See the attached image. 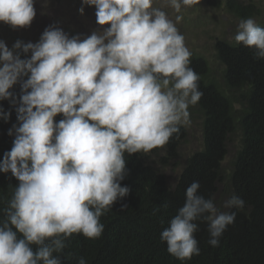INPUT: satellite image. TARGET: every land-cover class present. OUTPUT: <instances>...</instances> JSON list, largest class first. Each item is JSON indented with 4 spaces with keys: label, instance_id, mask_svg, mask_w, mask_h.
Instances as JSON below:
<instances>
[{
    "label": "clouds",
    "instance_id": "clouds-1",
    "mask_svg": "<svg viewBox=\"0 0 264 264\" xmlns=\"http://www.w3.org/2000/svg\"><path fill=\"white\" fill-rule=\"evenodd\" d=\"M198 2L168 0L177 12ZM83 6H95L97 23L110 27L81 39L49 25L38 42L17 40L11 50L0 40V100L15 105L9 89L27 77L15 109L19 126L8 132H15L13 147L0 162V172L19 181L0 220V264H62L54 253L66 238L100 237L99 218L129 192L120 183L125 153L166 144L203 95L184 36L153 0H82L81 15ZM35 16L34 0H0V21L14 30ZM234 40L264 58V28L254 19L239 22ZM15 50L31 56L21 59ZM59 114L64 118L54 122ZM0 116L7 121L10 113ZM199 188L198 181L186 188L185 203L161 232L167 251L182 261L200 254L196 221L208 223V243L218 247L236 218ZM244 204L233 194L224 207Z\"/></svg>",
    "mask_w": 264,
    "mask_h": 264
},
{
    "label": "trees",
    "instance_id": "trees-1",
    "mask_svg": "<svg viewBox=\"0 0 264 264\" xmlns=\"http://www.w3.org/2000/svg\"><path fill=\"white\" fill-rule=\"evenodd\" d=\"M227 9L240 18L258 12L253 4L242 5L236 0H227ZM258 26L264 28L263 24ZM214 49L222 65L221 81L211 76L209 63L202 55L192 53L189 63L199 75L198 89L203 93L196 103L202 115L201 149L187 158L173 187L167 185L160 171L145 162L143 152L125 153L127 175L120 183L128 187V194L118 198L99 218L104 225L100 237L74 233L64 240L66 247L54 253L62 264H78L81 257L87 264H264V58L234 38L217 39ZM18 52L21 59L28 58L22 50ZM25 79L21 77L9 89L15 105L10 99L0 100V110L10 113L7 121L0 116V162L13 147L15 132L11 136L8 132L13 125L19 126L15 109ZM63 118L59 114L54 122ZM179 127V133L163 145L169 156L175 155L176 144L184 135L183 126ZM234 134L238 143L230 169L223 175L221 163ZM224 178L229 198L235 194L245 204L242 209L225 211L236 212V218L219 238V246L208 243V223L196 221L199 228L194 237L200 254L183 261L172 256L160 238L161 232L185 203L186 188L198 181V193L213 199L216 184ZM18 184L11 172H0V220ZM123 205L127 207L122 211ZM32 247L35 250L37 246Z\"/></svg>",
    "mask_w": 264,
    "mask_h": 264
},
{
    "label": "rangeland",
    "instance_id": "rangeland-1",
    "mask_svg": "<svg viewBox=\"0 0 264 264\" xmlns=\"http://www.w3.org/2000/svg\"><path fill=\"white\" fill-rule=\"evenodd\" d=\"M236 1L242 5L253 4L258 12L248 18L254 19L257 25H264V0ZM81 7L82 0H34L36 16L31 25L14 30L10 25L0 21V40L11 50L17 40L23 43L38 42L44 29L49 25L59 27L69 37L80 35L81 39L90 36L94 30L102 31L110 27V24L97 23L95 6H83V15L79 12ZM153 7L160 8L167 14L168 19L174 22L179 33L184 36V43L189 51L205 57L211 69V76L221 81L222 65L215 57L214 42L217 39L232 40L237 33L239 22L248 18H240L231 13L227 9V0H199L191 6L182 5L179 12L170 6L168 0H153ZM177 16L182 18L177 20ZM30 56L31 53H28L27 57ZM188 112L189 123L182 124L184 135L176 144L174 156L167 155L164 146L143 152L145 162L162 173L169 187L176 184L187 158L202 147V115L196 104H190ZM237 143L238 136L234 134L227 143V153L221 163L223 175L230 169V160ZM225 184V178L216 184L213 197L215 206L221 212L227 210L224 203L229 199Z\"/></svg>",
    "mask_w": 264,
    "mask_h": 264
}]
</instances>
